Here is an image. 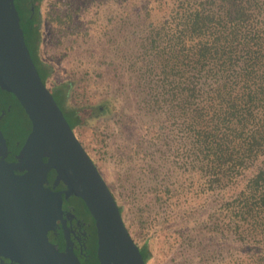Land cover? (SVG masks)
Returning a JSON list of instances; mask_svg holds the SVG:
<instances>
[{"label":"trees","instance_id":"16d2710c","mask_svg":"<svg viewBox=\"0 0 264 264\" xmlns=\"http://www.w3.org/2000/svg\"><path fill=\"white\" fill-rule=\"evenodd\" d=\"M42 2L24 0L16 9L19 26L42 83L74 135L99 121L137 119L135 143L118 157L127 180L140 181L159 206L182 197L181 209L190 212L184 219L193 228L233 233L238 264H264V0H138L133 21L131 1L125 0V18L117 27L124 31L108 43L123 56L126 80H133V106L122 102L131 88L96 85L95 79L88 84L93 93L80 86L85 70L76 78L73 73L53 78L52 65L40 54ZM51 21L62 29L63 43L64 32L73 28L71 13ZM18 109L27 120L21 133L9 118ZM0 111L1 133L19 150L30 123L13 94L1 88ZM172 125L184 130L186 140L174 139ZM54 175L49 170L48 184ZM111 194L122 218L124 205ZM69 197L89 215L78 197ZM198 198L200 208L193 201ZM137 209L143 219L142 207ZM199 210L200 223L194 221ZM138 248L146 264L147 242Z\"/></svg>","mask_w":264,"mask_h":264},{"label":"water","instance_id":"95a60500","mask_svg":"<svg viewBox=\"0 0 264 264\" xmlns=\"http://www.w3.org/2000/svg\"><path fill=\"white\" fill-rule=\"evenodd\" d=\"M0 88L13 94L30 123L12 162L4 159L0 132V255L18 264H78L61 209L63 199L75 196L93 220L100 264H144L104 179L32 63L13 0H0ZM59 183L64 187L56 189ZM57 221L64 252L46 237Z\"/></svg>","mask_w":264,"mask_h":264},{"label":"rangeland","instance_id":"374dc122","mask_svg":"<svg viewBox=\"0 0 264 264\" xmlns=\"http://www.w3.org/2000/svg\"><path fill=\"white\" fill-rule=\"evenodd\" d=\"M130 1L127 10L133 21L137 15L138 0ZM124 3L125 0L123 3L122 0H43L40 54L45 62L52 65L55 80L69 73L75 74L76 78L85 70L87 75L79 85H85L90 93L93 92L88 84L91 85L95 79L96 85L119 86L120 90H124V87L131 88L122 102L126 106L136 104L137 97L133 87H129L133 85V80H126L124 75L126 66L123 56L117 50L114 52L108 43L114 37L120 39L124 31L117 28L125 18ZM64 12L71 13L73 28L65 29L67 33L63 31L65 38L62 43V29L51 21V17ZM106 25L114 26L115 31L111 32ZM121 46L126 49L125 45ZM93 61L96 63L92 64ZM47 85L50 86V83ZM9 118L18 124L20 133L27 126V120L19 109L14 110ZM137 124V119L128 120L127 117L121 120L110 119L99 121L95 127L77 128L75 132L117 202L124 205L122 221L131 239L138 247L147 242L149 260L146 264H238L237 255L240 251L233 233L209 235L203 226L193 228L184 219L190 212L181 209L182 197L173 198L159 206L149 189L140 185V181L134 184L129 178L127 180L118 157L126 151L127 144L135 143L138 136ZM172 126L174 139L186 140L184 130ZM178 155L181 156V153L174 152L175 157ZM137 188L142 191L137 192ZM137 193L138 196H134ZM68 199L78 219L89 224L91 218L81 203L73 197ZM193 201L200 208V198ZM138 207H142L143 219L137 218ZM194 216L198 217L194 221L200 223V210ZM142 223L145 226H141ZM262 246L264 251V244ZM240 255L244 257L246 254Z\"/></svg>","mask_w":264,"mask_h":264},{"label":"flooded vegetation","instance_id":"af4514ba","mask_svg":"<svg viewBox=\"0 0 264 264\" xmlns=\"http://www.w3.org/2000/svg\"><path fill=\"white\" fill-rule=\"evenodd\" d=\"M13 4L15 9L19 10L24 4V0H13ZM19 19H21L20 16H18V21ZM2 120L3 113L0 111V128L3 126ZM5 143L6 153L4 159L7 162H12L15 160L14 157L18 153V150L13 149L6 140ZM61 209L62 218L66 226L69 248L76 257L78 264H100L96 253L97 236L95 227L93 226L94 224L91 225V222L89 224L82 223L74 213L73 205L69 203V199H63ZM46 237L58 251H65L67 239L65 238L64 230L59 221L56 222V225L52 229L46 232ZM0 264L18 263L0 255Z\"/></svg>","mask_w":264,"mask_h":264}]
</instances>
